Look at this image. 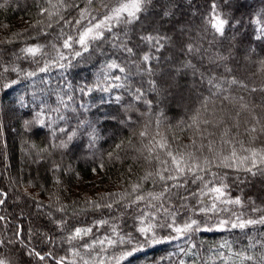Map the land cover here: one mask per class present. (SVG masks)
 Here are the masks:
<instances>
[{
    "label": "snow or ice",
    "instance_id": "6c2138e0",
    "mask_svg": "<svg viewBox=\"0 0 264 264\" xmlns=\"http://www.w3.org/2000/svg\"><path fill=\"white\" fill-rule=\"evenodd\" d=\"M5 3H0V8L5 7ZM150 4L152 0H42L38 4V15L43 19L30 27L40 25L37 36H43L47 43H33L20 49L25 57L36 64L35 70L23 72V79L36 77L38 73H49L54 67H71L72 61L83 58L85 53L103 54L106 51L104 45L111 50V55L91 84H82L77 88L65 81L67 90L62 95L57 94V107L52 108L46 100H41L37 105L42 109L37 114V120L25 123L44 124V108L52 113H60L57 119L67 122L63 110L70 109L73 114L78 111L68 103L75 102L76 92L81 94L79 109L85 112L92 105L86 104L83 97L96 92L111 95L114 90L122 89L133 99L141 100L142 86L136 88L133 79L139 75L152 77V62L159 59L152 53L165 48L171 41V37L159 32H145L138 35L137 39L147 50H143L140 44L130 46L128 26L141 22V16L147 12ZM226 6L230 7V2ZM179 7L178 0H164L159 16L161 19L174 17ZM208 7L207 28L215 35L225 36V30L233 26V20L221 14L218 0H208ZM251 23L254 26L255 40L264 43V10ZM199 53L198 45L181 44V55L187 54L195 58ZM211 62L215 65V60ZM254 63L257 67L253 76L257 72L264 74V58ZM187 69H191L193 76L199 72L190 60H185L180 68L175 69L176 76H180ZM7 71L9 69L0 67V73ZM11 71L20 73L23 70L12 68ZM225 71L227 76H216L211 70L199 74L208 95H201L200 107L190 117V123L185 122V130L192 133L189 143L185 144L175 134L168 135L159 131L160 121L155 122V131L144 125L137 133L141 138V146L135 149L150 166L145 169L144 174L134 181L130 180L121 191L104 193L98 199H87L83 202L84 207L72 209L74 217L89 211L100 212L101 216L93 219L91 223L72 225L67 229L64 243L68 247L63 249L64 255H54L52 251L41 254L35 247L28 250L26 239L30 240L31 236L23 238V228L17 225L13 235L24 245L26 254L35 257L38 262L51 261V264H111V261L120 264L145 246L180 242L175 245L176 251L169 256V259L172 256L181 257L176 264H264V234L252 237L247 247L241 250H236L228 241L209 247L207 251L211 255L206 259L200 252L203 242L198 244L194 239L197 233L202 232L244 231L264 226V207L256 206L251 198H248L246 206L240 196L232 195V184L229 183L230 178L245 183L249 177H264V140L261 139L264 137V112L257 111L264 110V85L250 87L243 79L232 75V69L225 68ZM41 82L47 86V82ZM19 83L21 79L16 78L10 82L5 81L0 87L12 88ZM155 85L156 81L150 80L149 90L155 91ZM172 86L179 87V84L173 82ZM233 86L246 93H260L261 104L250 107L244 101V95L232 96ZM97 99V111L105 103L112 102L104 95ZM121 99L120 95L113 97L116 103ZM242 113L251 117L245 122L243 138L239 131ZM127 119L131 120V117ZM77 126L91 129L87 132L91 148L99 138L96 129L87 120H78ZM59 131L65 133L68 141L76 135L64 128H59ZM56 147L65 148L67 142L62 141ZM116 147L122 148L121 145ZM108 156L110 159H120L119 152L109 153ZM96 167L103 170L105 165L99 163ZM92 171L95 172L96 169ZM230 172L244 175L230 177ZM128 173L131 175V168ZM7 195V192L0 190V206L5 204ZM56 199L59 200L58 197ZM248 207L250 212L246 210ZM55 211L62 214L55 221L57 226L65 230L69 223L64 218L68 212L67 206L60 205ZM105 211H119L125 224L127 213L131 211L135 235L123 230L120 215L105 218ZM47 214L51 215L50 212ZM6 220V216L0 215V225ZM16 240L0 239V249L16 243ZM44 241L55 244L52 237L46 234ZM123 246H128V250L122 251L120 256L109 255V249ZM257 246L260 249L258 253L254 251ZM0 264H10V261L0 258Z\"/></svg>",
    "mask_w": 264,
    "mask_h": 264
},
{
    "label": "trees",
    "instance_id": "16d2710c",
    "mask_svg": "<svg viewBox=\"0 0 264 264\" xmlns=\"http://www.w3.org/2000/svg\"><path fill=\"white\" fill-rule=\"evenodd\" d=\"M163 2L164 0H152L147 12L142 14L141 22L128 26L130 46L140 44L143 50H147V47L137 39L138 35L159 32L171 37L165 48L152 53L159 58L152 62L154 75H139L132 81L136 88L142 86L141 100L133 99L122 89L114 90L111 95L96 92L83 97L86 104L92 105L85 112L79 109L81 94L76 92L75 102L68 103L78 111L73 114L70 109L63 110L67 122L57 119L60 113H52L44 108V124H26V121L37 120V114L42 110L37 106L41 100H46L52 108L57 107V94L62 95L67 90L65 81L77 88L82 84H91L103 63L109 59L111 50L104 45L106 51L103 54L85 53L83 58L74 59L71 67H54L49 73H38L36 77L23 79V72L35 70L36 64L25 57L20 49L33 43H47L43 36H37L40 25L30 27L43 19L38 15V4L42 0H7L6 3L5 0H0V3H5V7L0 8V67L9 69L0 73V84L21 79V83L12 88L0 87V190L8 193L5 204L0 206V215L7 217L4 224L0 225V239L16 240L13 232L20 225L23 228L22 237L26 239L31 236L30 240L26 239L28 250L35 247L41 254L52 251L54 255H64L63 249L68 247L64 243L67 229L72 225L91 223L101 216L100 212L89 211L74 217L72 209L84 207L83 202L87 199H98L104 193L121 191L130 180H136L150 167L140 153L135 151L141 146V138L137 133L144 125L155 131V122L160 121L159 131L168 135L175 134L185 144L189 143L192 133L185 130V122L190 123V117L200 107L201 95H208L206 85L199 79L200 73L211 70L216 76H227L225 68H230L233 70L232 75L243 79L250 87L264 85V74L257 72L253 76L257 67L254 62L264 58V43L255 40L254 26L251 23L264 10V0H218L221 14L233 20V26L226 28L223 37L207 28L208 0H178L180 7L175 16L161 19L159 13ZM229 2L230 7L226 6ZM185 27L189 28L188 36L181 32ZM7 40L13 42L5 43ZM182 43L198 45L200 53L195 58L187 54L181 55ZM217 57L226 59L219 60ZM184 60H190L196 66L199 70L196 76H193L191 70H185L180 76H176L175 69ZM211 60H215V65ZM12 68L23 71L12 72ZM171 79L184 85L195 81L197 85L187 90V95L168 96L164 85ZM150 80L156 81L155 91L149 90ZM41 81L47 82V86ZM101 95L112 102L105 103L97 111V98ZM115 95L122 97L119 103L113 100ZM231 95H244V101L250 107L261 104L260 93H246L233 86ZM257 111L264 112L261 109ZM127 117H131V120ZM250 119L249 114L242 113L239 129L241 138L245 122ZM78 120L91 122L98 133L99 138L91 148L90 137L87 135L91 129L78 127ZM59 128L71 130L76 135L68 141ZM261 139L264 140V137ZM62 141L67 142V147H56ZM117 145L122 148L118 149ZM117 152L119 160L109 158V153ZM99 163L105 165L103 170L96 167ZM56 165L59 167H55ZM94 168L95 172L92 171ZM129 168L132 169L131 175L128 173ZM229 175L232 177L244 174L230 172ZM229 183L232 184V195L240 196L246 206L248 198H251L256 206L264 207V177H249L245 183L230 178ZM41 204L43 207H40ZM60 205L68 208L64 218L69 223L65 230H61L55 222L62 215L55 211ZM246 210L250 212V207ZM49 212L51 215L47 214ZM110 215H120L123 230L135 235L131 211L127 213L126 224L119 211L103 213L105 218ZM45 234L52 237L54 245L44 241ZM261 234H264V226L244 231L202 232L197 233L194 239L198 244L203 242L200 252L206 259L211 255L207 251L209 247L228 241L236 250H241L247 247L252 237ZM177 243L180 242L145 246L120 264H176L181 257L172 256L169 259V256L176 251ZM126 250L128 246L109 249V255L118 257ZM254 251L258 253L259 246ZM0 258L10 261V264H51V261L38 262L35 257L28 256L24 245L18 240L0 249ZM111 264H115V261H111Z\"/></svg>",
    "mask_w": 264,
    "mask_h": 264
},
{
    "label": "rangeland",
    "instance_id": "374dc122",
    "mask_svg": "<svg viewBox=\"0 0 264 264\" xmlns=\"http://www.w3.org/2000/svg\"><path fill=\"white\" fill-rule=\"evenodd\" d=\"M180 30V29H179ZM188 31H189V28H186L185 27V29H183V30H181V32H183L184 33V35L185 36H188ZM174 47H175V45H174ZM185 61V60H184ZM184 61H181V62H179V65H178V67L180 68V66H181V64L184 62ZM187 70H191V69H187ZM173 82H177L175 79H171V80H169L165 85H164V90H165V92H166V94L168 95V96H172V95H174V97H178V95H187V90H190V89H193V88H195L196 87V85H197V83L195 82V81H191L190 83H188V84H179L178 82V84H179V87H173L172 86V83ZM264 187V186H263Z\"/></svg>",
    "mask_w": 264,
    "mask_h": 264
}]
</instances>
